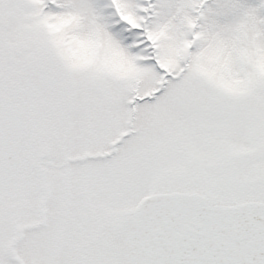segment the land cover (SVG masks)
<instances>
[{
    "label": "snow or ice",
    "instance_id": "6c2138e0",
    "mask_svg": "<svg viewBox=\"0 0 264 264\" xmlns=\"http://www.w3.org/2000/svg\"><path fill=\"white\" fill-rule=\"evenodd\" d=\"M0 264H264V0H0Z\"/></svg>",
    "mask_w": 264,
    "mask_h": 264
}]
</instances>
